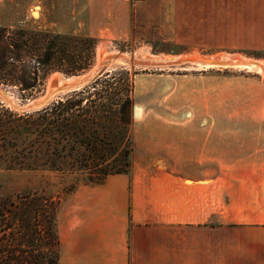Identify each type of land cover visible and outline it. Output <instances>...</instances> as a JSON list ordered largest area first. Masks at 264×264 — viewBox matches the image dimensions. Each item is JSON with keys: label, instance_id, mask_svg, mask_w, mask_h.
Segmentation results:
<instances>
[{"label": "rangeland", "instance_id": "rangeland-1", "mask_svg": "<svg viewBox=\"0 0 264 264\" xmlns=\"http://www.w3.org/2000/svg\"><path fill=\"white\" fill-rule=\"evenodd\" d=\"M58 2L0 0V27L87 37L86 15H69L67 3L61 1L59 9ZM175 20L176 26L169 16H156L127 39L95 38L88 69L73 75L51 71L32 95L0 83L7 98L0 96V105L19 116L93 91L100 78L103 95L113 91L115 97H131L130 140L119 143L108 161L131 146V171L102 185L87 182L81 173L8 168L9 155L0 145V200L36 191L60 199V264H230L231 257H244V250L262 238L257 235H264L263 226L252 223L256 190L251 182L264 179V75L258 67L188 60L227 52L262 63L264 50L250 47L263 41L264 33L242 31L223 38L218 32L222 17L210 16L203 31L191 28L189 17ZM121 54L127 59H118ZM104 63L103 76L81 90L55 92L54 76L60 85ZM52 92L42 107L27 110ZM87 92L78 99L87 98ZM71 187L76 190L66 194ZM232 194L244 202L233 219L224 217Z\"/></svg>", "mask_w": 264, "mask_h": 264}, {"label": "trees", "instance_id": "trees-1", "mask_svg": "<svg viewBox=\"0 0 264 264\" xmlns=\"http://www.w3.org/2000/svg\"><path fill=\"white\" fill-rule=\"evenodd\" d=\"M95 46V38L89 36L82 39L0 27V83L16 85L32 95L51 71L73 75L88 69ZM101 80L94 84L93 91L76 93L25 116L0 105V145L9 155L8 168L81 173L95 185L104 184L113 175L129 174L131 146L108 161L119 143L130 140L126 120L131 97H115L113 91L103 95L98 91ZM105 82L110 86V81ZM86 92L87 98L78 99ZM75 190L71 187L65 192L72 194ZM60 205V199L45 191L0 200V264H60Z\"/></svg>", "mask_w": 264, "mask_h": 264}, {"label": "crops", "instance_id": "crops-1", "mask_svg": "<svg viewBox=\"0 0 264 264\" xmlns=\"http://www.w3.org/2000/svg\"><path fill=\"white\" fill-rule=\"evenodd\" d=\"M58 1L59 9H62L61 1L67 3L63 4L65 10H69L67 14L86 15L83 30L85 34L94 38L112 36L114 39H127L136 29L152 25L156 16L165 15L169 16V23H173L174 26H176L175 17L179 15L189 17V25L191 28L195 26V31L208 30L210 16L222 17L218 32L222 33L223 38L227 33L242 31L264 33V0H145L141 3L134 0ZM253 44L250 47L252 50H264V38L263 41H256ZM236 46L233 42L234 48H241ZM219 54L230 55L227 52ZM251 182L256 190L252 197L256 204L252 223L264 228V179L259 177ZM236 190L233 189L232 193ZM229 204L225 209L224 217L236 218L234 212L244 206L243 199L232 194ZM257 236L262 238L244 250V257L239 259L231 257L230 264H242V261H248L247 264H264V235Z\"/></svg>", "mask_w": 264, "mask_h": 264}, {"label": "water", "instance_id": "water-1", "mask_svg": "<svg viewBox=\"0 0 264 264\" xmlns=\"http://www.w3.org/2000/svg\"><path fill=\"white\" fill-rule=\"evenodd\" d=\"M228 65L233 67V64H228ZM237 65L239 66V64H236V66ZM241 65L259 67L260 64L256 63V61H249V62H244ZM106 67H107V65L104 63L98 68H94V69H92L90 71H87L84 74L75 76L76 80L73 83H71L69 85H66L64 88L58 89L55 92H58V91H73V92H77V91L81 90L82 88H84L85 86H87L90 82L94 81L97 78L102 77L104 72H105V70H106ZM55 92H52L50 95H47L46 98L44 100H42V101H37V100H40V99L34 100L33 102H31L28 105L27 110H32V109H37V108L42 107L46 102L49 101V99L51 98V96ZM0 96L6 98L1 89H0Z\"/></svg>", "mask_w": 264, "mask_h": 264}, {"label": "bare ground", "instance_id": "bare-ground-1", "mask_svg": "<svg viewBox=\"0 0 264 264\" xmlns=\"http://www.w3.org/2000/svg\"><path fill=\"white\" fill-rule=\"evenodd\" d=\"M119 56L120 57L118 59H120V60H124L125 58L127 59V57L124 54H121ZM188 60H192V61H194L195 63H198V64H206V65L213 64V65H223V66L224 65L227 66L228 64H233V66H236V64L241 65L244 62H249V59H246L244 57L241 58V57H239L237 55L229 56V55H226V54H218V55H215V56H207V55L196 54V56H194L192 58H188ZM258 64H260L259 67H258L259 71H261L263 73V75H264V62H262V63L258 62ZM241 66H246V65H241ZM248 67H253V66H248ZM56 77L57 76H54L51 80L53 81L52 82L53 86L57 90L61 89V88H64L66 85H69V84L73 83L76 80V78H72V79H70L68 81H62V83H60V85H59L56 82V80H57ZM37 101H41V100H37ZM136 114H139V110L138 109L136 110Z\"/></svg>", "mask_w": 264, "mask_h": 264}, {"label": "built area", "instance_id": "built-area-1", "mask_svg": "<svg viewBox=\"0 0 264 264\" xmlns=\"http://www.w3.org/2000/svg\"><path fill=\"white\" fill-rule=\"evenodd\" d=\"M134 1H136V2H142V1H145V0H134Z\"/></svg>", "mask_w": 264, "mask_h": 264}]
</instances>
